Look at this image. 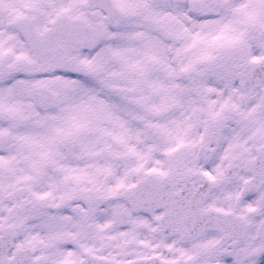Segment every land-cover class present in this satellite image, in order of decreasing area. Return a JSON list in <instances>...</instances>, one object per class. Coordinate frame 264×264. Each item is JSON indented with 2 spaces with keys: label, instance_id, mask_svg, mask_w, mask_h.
<instances>
[{
  "label": "snow or ice",
  "instance_id": "1",
  "mask_svg": "<svg viewBox=\"0 0 264 264\" xmlns=\"http://www.w3.org/2000/svg\"><path fill=\"white\" fill-rule=\"evenodd\" d=\"M0 264H264V0H0Z\"/></svg>",
  "mask_w": 264,
  "mask_h": 264
}]
</instances>
